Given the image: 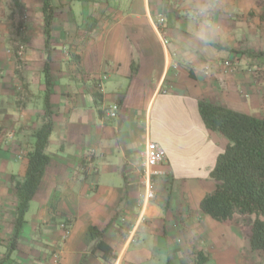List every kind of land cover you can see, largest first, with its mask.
<instances>
[{
	"label": "crops",
	"instance_id": "crops-1",
	"mask_svg": "<svg viewBox=\"0 0 264 264\" xmlns=\"http://www.w3.org/2000/svg\"><path fill=\"white\" fill-rule=\"evenodd\" d=\"M221 4L225 42L204 48L189 43L185 0H0V264H53L56 250L61 264H195V252L203 264H264L248 216L221 222L201 208L229 140L205 126L199 101L264 118V0ZM46 96L50 160L12 246L14 179L48 119ZM148 140L166 151L168 175L144 201Z\"/></svg>",
	"mask_w": 264,
	"mask_h": 264
},
{
	"label": "trees",
	"instance_id": "trees-1",
	"mask_svg": "<svg viewBox=\"0 0 264 264\" xmlns=\"http://www.w3.org/2000/svg\"><path fill=\"white\" fill-rule=\"evenodd\" d=\"M45 20L48 25V14ZM262 55L264 52L258 54ZM135 71L136 67L133 66ZM198 110L207 128L229 140L226 150L219 154L210 173L216 181L215 189L202 199L201 208L204 213L221 222L231 220L236 214L248 216L251 219V248L264 255V118L202 100L198 103ZM45 111L48 119L34 133L35 142L33 150L28 154L26 175L22 180L14 179L18 204L12 246L16 245L17 237L26 222L30 202L50 160L46 149L52 121L47 96ZM90 235L96 240L95 248L102 249L105 258L109 259L110 250L101 239L103 231L91 226ZM195 255V264L205 262L201 252H195Z\"/></svg>",
	"mask_w": 264,
	"mask_h": 264
},
{
	"label": "built area",
	"instance_id": "built-area-1",
	"mask_svg": "<svg viewBox=\"0 0 264 264\" xmlns=\"http://www.w3.org/2000/svg\"><path fill=\"white\" fill-rule=\"evenodd\" d=\"M179 1V0H177ZM166 23L165 14L159 13L157 21L155 22L159 32L162 33V28ZM225 68L227 70H233L232 63L230 61H225ZM210 65H206L205 69H209ZM107 79V75L99 76V82L97 84V89L99 92H103V83ZM105 114L109 118H117L120 112V103L113 102L104 108ZM167 160L166 151L161 147V145L153 140H148L146 143V148L143 157V184L145 186L144 201H150L155 197L154 181L158 177H167L168 172L161 168L165 165ZM92 161L85 164L86 168H91ZM63 229L62 239L66 240L71 231V225L68 221H64L60 224ZM53 264H61L60 252L58 250L54 251L52 254ZM105 264H117L116 261H107Z\"/></svg>",
	"mask_w": 264,
	"mask_h": 264
},
{
	"label": "clouds",
	"instance_id": "clouds-1",
	"mask_svg": "<svg viewBox=\"0 0 264 264\" xmlns=\"http://www.w3.org/2000/svg\"><path fill=\"white\" fill-rule=\"evenodd\" d=\"M185 3L190 26L189 43L204 48L223 44L226 37L217 15L222 7L221 0H185Z\"/></svg>",
	"mask_w": 264,
	"mask_h": 264
}]
</instances>
